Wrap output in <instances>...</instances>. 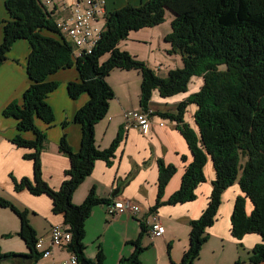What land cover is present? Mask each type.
Listing matches in <instances>:
<instances>
[{"label": "trees", "instance_id": "16d2710c", "mask_svg": "<svg viewBox=\"0 0 264 264\" xmlns=\"http://www.w3.org/2000/svg\"><path fill=\"white\" fill-rule=\"evenodd\" d=\"M9 18L3 20V40L0 43V65L18 39H27L31 45L27 72L31 84L21 102L8 104L3 114L17 120L19 133L13 138L18 146L34 148L26 158L34 160V177H13L16 190L27 188L35 195L48 194L53 199V212L64 215V224L72 232L67 249L77 256V264H105L100 249L96 258L85 254V221L93 206L108 203L98 197L93 187L85 200L76 204L73 194L89 176L98 159L111 164L123 138L122 133L109 147L96 143L95 126L108 113L115 91L107 77L115 68L136 69L142 75V112L150 110L155 90L160 96L170 97L186 92L194 76H202V87L176 105L174 111L154 112L176 121V129L186 139L193 160L186 166L181 187L163 200L164 189L177 171L175 164L159 161L157 203L177 204L197 198V187L206 181L205 166L211 160L215 171L213 189L202 214L190 221V242L177 264H194L203 245L209 239L207 228L217 220L224 191L238 184L241 194L236 197L231 215V231L241 238L247 233H258L257 243L250 256L252 264L264 262V0H146L139 5L128 3L109 10L100 38L92 52L74 57V47L57 26L55 11L41 0H6ZM175 13L172 31L165 40L172 45L169 53L182 55L184 66L170 69L162 75L144 60L119 48L130 31L160 24L166 11ZM109 53V57L101 58ZM76 65L80 78L68 83L72 98L82 93L89 100L80 107L74 121L81 126V148L75 151L66 134L62 135L59 149L70 158L66 178L59 188L52 187L43 177L41 152L47 142L46 131L38 127L36 118L52 123L55 114L48 95L57 82L47 76L60 68ZM225 68H221V66ZM190 104L197 106L193 114L195 129L185 120ZM66 122H64L65 124ZM32 131L33 139L22 132ZM186 159V156H183ZM247 203L251 205L249 208ZM0 205L11 208L20 218V237L29 248L27 254L2 253L0 264L11 258H24L26 264H35L43 257L37 249V231L28 218V209L0 197ZM143 230L148 226L142 222ZM142 234V233H141ZM135 251L127 258L128 264H139L142 246L140 238L133 242ZM235 264H242L237 260Z\"/></svg>", "mask_w": 264, "mask_h": 264}, {"label": "crops", "instance_id": "0c3cea01", "mask_svg": "<svg viewBox=\"0 0 264 264\" xmlns=\"http://www.w3.org/2000/svg\"><path fill=\"white\" fill-rule=\"evenodd\" d=\"M5 1L0 0V43L3 40V20L9 18ZM144 1L146 0H106L109 10L119 9L128 3L139 5ZM174 17L175 13L167 9L164 22L130 31L127 38L119 42V48L144 60L162 75H166L170 69L183 67L182 55L169 53L172 45L165 40V36L172 31ZM30 51V42L27 39H18L13 43L7 59L0 65V197L29 210V221L36 229L38 237L44 239V246H47L52 227L65 225L64 215L53 212V199L48 194L35 195L27 188L15 189L13 177H34V160L25 157L26 153L34 152V148L18 146L13 142V138L19 133L17 120L13 116L3 114L8 104L22 101L25 90L32 82L27 72ZM108 57L109 53L105 54L101 61ZM79 78L76 65L60 68L49 74L46 80L58 83L48 95L55 119L48 124L36 118L38 127L47 134V142L41 152L43 177L54 188L61 186L66 178L65 172L71 165L70 158L59 149L62 135L66 134L75 151L81 148L82 130L74 118L77 110L89 100V94L84 92L79 97L72 98L68 92V83ZM107 80L115 91V97L110 100L107 115L95 126L96 143L105 148L110 146L119 133H122L123 138L111 164L103 159L95 162L93 172L74 192L73 202L82 203L94 187L98 197L107 198L109 201L129 199L141 204L143 210L137 215L126 212L109 219L107 203L93 206L85 221V254L95 259L101 249L105 255V264H128L125 258L135 251L133 242L140 238L142 251L139 264H177L189 246L190 221L197 219L208 205L213 189L212 181L215 178L212 162L209 160L205 166L206 181L197 187L196 199L177 204H163L154 210L165 227L163 235L155 236L149 229L143 230L141 218H148V213L157 203L159 161L162 159L167 164L177 166V171L164 189L162 199L166 200L181 187L182 176L186 166L193 160V155L186 139L176 129L174 120L153 114L146 130L126 126L127 111H143L140 105L142 75L138 70L115 68ZM203 83L202 76H194L188 91L170 97H162L159 91L155 90L150 109L155 113L174 111L180 101L198 91ZM196 108L195 104H190L185 113V120L195 129L197 127L193 114ZM22 135L27 139L35 137L32 131L22 132ZM183 156H186V159ZM227 193H231L232 198L228 199L227 206H224V196ZM239 194L241 190L238 184L231 185L224 191L219 217L217 215L214 224L207 228L209 239L194 264H235L237 260L242 261V264H252L251 251L257 243L262 242V236L258 233H247L238 238L232 234L231 215ZM249 205L247 203L250 208ZM221 211L225 212L224 216ZM20 228L19 216L11 208L0 205L2 253L30 252L18 234ZM72 254L65 247H57L52 250L50 256L42 257L35 264H62L63 261L69 260ZM25 262L24 258L19 257L3 260L1 264H26Z\"/></svg>", "mask_w": 264, "mask_h": 264}, {"label": "built area", "instance_id": "2783aa9c", "mask_svg": "<svg viewBox=\"0 0 264 264\" xmlns=\"http://www.w3.org/2000/svg\"><path fill=\"white\" fill-rule=\"evenodd\" d=\"M47 7L52 6L56 14L57 26L68 38L74 47V57H80L84 53L92 52L96 46L104 21L108 13L106 0H41ZM153 110L139 112L129 110L125 113V124L127 127L136 126L140 130H146L151 121ZM163 124V122L161 123ZM143 210L141 204L129 199H115L107 203V216L114 219L123 213L139 214ZM148 226L152 235L161 236L165 233V227L156 212H149L148 218H141ZM72 240V232L67 225H55L51 229V238L47 246L44 239L39 238L37 249L43 252V257L51 255L52 250L57 247L67 248ZM77 256L72 254L69 260L62 264H77Z\"/></svg>", "mask_w": 264, "mask_h": 264}, {"label": "rangeland", "instance_id": "374dc122", "mask_svg": "<svg viewBox=\"0 0 264 264\" xmlns=\"http://www.w3.org/2000/svg\"><path fill=\"white\" fill-rule=\"evenodd\" d=\"M48 8H49V9H52V6L49 5ZM56 16H58V15L56 14ZM221 68H225V66L223 65V66H221ZM224 197H225V200H224V206H227V200L232 198L231 193H227ZM222 202H223V201H222ZM222 202H221V203H222ZM249 206H250V205H249ZM220 207H221V205H220ZM220 207H219V210H218V217H219V214H220ZM221 213H222V216L225 215V212L223 213V212L221 211ZM125 262L128 263V262H129V259H125Z\"/></svg>", "mask_w": 264, "mask_h": 264}, {"label": "water", "instance_id": "95a60500", "mask_svg": "<svg viewBox=\"0 0 264 264\" xmlns=\"http://www.w3.org/2000/svg\"><path fill=\"white\" fill-rule=\"evenodd\" d=\"M113 194H115V192Z\"/></svg>", "mask_w": 264, "mask_h": 264}]
</instances>
